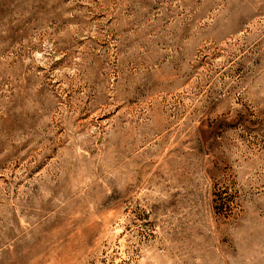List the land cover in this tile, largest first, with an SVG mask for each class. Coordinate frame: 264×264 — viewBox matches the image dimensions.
<instances>
[{"label": "rangeland", "instance_id": "obj_1", "mask_svg": "<svg viewBox=\"0 0 264 264\" xmlns=\"http://www.w3.org/2000/svg\"><path fill=\"white\" fill-rule=\"evenodd\" d=\"M0 264H264V0H0Z\"/></svg>", "mask_w": 264, "mask_h": 264}]
</instances>
